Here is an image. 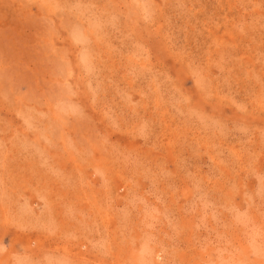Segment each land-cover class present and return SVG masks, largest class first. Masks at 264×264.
I'll list each match as a JSON object with an SVG mask.
<instances>
[{
	"label": "rangeland",
	"instance_id": "obj_1",
	"mask_svg": "<svg viewBox=\"0 0 264 264\" xmlns=\"http://www.w3.org/2000/svg\"><path fill=\"white\" fill-rule=\"evenodd\" d=\"M0 264H264V0H0Z\"/></svg>",
	"mask_w": 264,
	"mask_h": 264
}]
</instances>
